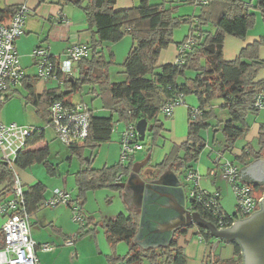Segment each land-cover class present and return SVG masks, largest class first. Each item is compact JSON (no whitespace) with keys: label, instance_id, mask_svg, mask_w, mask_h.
<instances>
[{"label":"trees","instance_id":"1","mask_svg":"<svg viewBox=\"0 0 264 264\" xmlns=\"http://www.w3.org/2000/svg\"><path fill=\"white\" fill-rule=\"evenodd\" d=\"M38 1L42 3L47 0ZM81 1L73 2L82 8L88 24L95 27L97 38L90 44V57L79 61V77L65 82L66 91L49 89L41 94L30 91L25 96L27 102L33 103L35 109L42 112L46 120L48 107L53 101L59 99L64 103L69 102L65 97L80 91L83 86L97 91L104 108L110 114L108 116L92 114L84 145L67 146L69 159L73 155L81 158L79 154L86 147L93 148L109 142L115 123H136L142 118L152 125L148 136L152 138L151 146H154L162 128V124L157 120L158 112L178 93L195 94L198 107L195 112H192L194 110L188 112L185 141L174 144L163 160L153 166V170H150V179L157 178L166 168H171L178 173L194 168L193 165L198 160L204 144V139L200 135L201 130L208 128L214 132L220 130L224 137L225 151L231 150L236 140L247 133L249 128L246 122L247 116L259 111L254 107L255 96L259 92L264 94V79L257 77L259 71L264 69V59L258 56L261 40L243 47L232 60L224 59L223 46L226 35L245 38L254 22V14L250 13V3L243 0H206V4H202L201 0H197L196 4L201 6L200 14L193 18H186L175 16L177 7L171 4L166 5L167 3L163 0L160 3L140 0L138 4L121 10H115L116 0H86L84 6L81 5ZM187 1L192 2V0ZM254 7L259 10L264 23V0H256ZM16 9L17 6L0 9V23L10 19ZM194 18L197 19L198 24L190 27L189 35L195 39L196 44L185 53L183 63L158 67L157 60L161 50L173 42V30L181 23L191 24ZM125 34L130 35L135 42L122 64L126 79L122 82H112L109 67L114 64L113 55L108 53L109 55L105 56L102 44L115 43ZM202 60H204L203 64H201ZM186 69L196 71L195 76L187 78ZM179 78H183L182 83H178ZM217 99L224 101L221 105V109L225 110L224 119L215 120L212 103ZM1 105L2 103L0 108ZM42 139L43 130L29 138L25 149L17 154L15 166L25 169L35 163H41L50 176L57 175V165L49 160L48 146L28 149L30 145ZM148 151L150 152V149ZM261 157H264V133L262 132L257 140V149L248 143L242 148L240 155H234L237 161L243 163L249 159ZM133 159L134 156H131L128 164L117 163L111 168L102 169H94L86 163L75 173L78 187L77 199L84 195V200L87 190L100 187L122 192V189L116 186L115 178L119 173H122L124 178L129 175ZM89 161L90 159L88 164ZM11 177L10 168L0 164V183H6L3 188L5 193L10 191ZM250 185L253 190L264 188L258 184ZM44 192L45 186L40 182L24 187V197L29 213L32 208L40 204ZM82 203L79 201L80 208ZM195 210L203 218L209 219L206 217L207 213L199 206H195ZM234 213L228 215L224 212L229 221L235 220ZM88 218L92 220L91 217ZM138 223L139 213L134 209L129 210L128 214L120 213L115 219L100 223V226L105 229L111 246L119 241H125L128 244L126 254L109 255L106 264H187V257L178 245V236L183 229L174 232L167 246L142 248L132 243ZM196 228L203 240L209 242L212 239L207 230L201 227ZM229 243L233 246L235 259L222 260L217 254L211 252L204 264H242L240 245L235 241ZM3 246V233L0 229V248Z\"/></svg>","mask_w":264,"mask_h":264},{"label":"crops","instance_id":"2","mask_svg":"<svg viewBox=\"0 0 264 264\" xmlns=\"http://www.w3.org/2000/svg\"><path fill=\"white\" fill-rule=\"evenodd\" d=\"M73 1H77V0H47L42 3H40L38 0H0V9H4L5 7H8V6H18L22 3H25L30 11V14L26 18V22L24 26V33L15 41V46H16L18 57H19V62H20V58L21 59L26 58L27 60L29 58V61L24 66L20 62L21 67L25 70V76L19 84L9 88V90L7 91V99L1 105V108H2L3 104L5 103L4 104L5 112L7 115H5V117L3 116V118H5L4 120L6 122L0 120L1 122L11 123V122H15L16 120L19 121L20 118H22L21 112L23 111V109H22L20 100H16V99L12 100L13 104L15 101L19 103V111L16 112L15 114H12L11 112L12 111V106H11L12 101H9L7 103V101L10 100L12 97L11 94L12 95L19 94L22 96V99L24 100L25 96L28 95L30 91H33L36 94H41L44 91L51 89L47 82H43L41 79H38V77L36 76L37 69H36L35 59L32 55V52L36 47H42L46 49L50 53L51 56L55 58H59L61 54H64L66 52V49L68 47L72 45H76V44L85 45L89 47L92 40L97 38V35L95 34V27L94 26L92 27L88 24L86 20V16L82 8L78 6L77 4H75ZM139 1L140 0H116L114 8L115 10L130 8L138 4ZM163 1L167 3L166 5L171 4V6H176L178 9H176L175 16H179V17L189 15L190 10H192V12L194 13L195 9L197 10V8L195 7L198 6V4H196L197 0H192V2L190 3L194 5L193 8L191 9L184 8L181 10L179 9L180 3L178 4L177 2L178 1L180 2L183 0H163ZM153 2L160 3L161 1L155 2L153 0ZM85 4H86V0H82L81 5L84 6ZM8 19H5L4 22H8ZM173 33L175 35L176 31L173 30ZM188 35H189V31L188 32L186 31L184 32L181 38L177 37L176 38L177 40H174V38H172L173 42L169 44L165 49L161 50L159 54V57L157 60L158 67L166 65V64L174 63L178 55L179 46ZM255 41H257L256 35H249L248 32L242 41H238V39H234L230 35H226L225 40H224V49L226 46V42H228L231 45L237 47V49L239 50H237V53L234 57H231V56L224 57L223 56L224 59L225 60L234 59L239 54L240 50L243 47L249 44H252ZM134 45H135V42L133 41L131 36L128 34H125L119 41L115 43L104 42L102 44V48H103V52L105 56H108L109 55L108 53H112L114 63L119 66L121 65L122 67V64L124 63L129 51L132 49ZM263 55H264V47H261L258 49V56L260 59H264ZM201 62L203 63L204 61H201ZM121 67L116 68L114 65L109 67V75H110L112 82H122L126 79V76L124 74V68L123 67L121 68ZM261 70L259 71L257 77L259 79H264V70L262 71ZM187 74H190V73L186 71L185 72L186 77H187ZM194 76H192V78ZM182 82H183V78H179L178 83H182ZM55 90L66 91L67 88L62 86ZM87 91L90 95H92L93 98H96V97L100 98L97 94V91H92L89 87H87ZM79 92L80 91L70 94L66 96L65 99H67V101L73 102L71 100L72 99L71 97ZM23 102L25 106L24 108L26 110H29V108H33L35 110V105L33 103L27 102L26 99ZM78 102L83 103L81 101H78ZM223 103L224 101L221 99L214 100L212 103L213 111L216 117L215 120L220 119V118L221 119L225 118L224 117L225 110L221 109V105ZM85 105L87 106V104ZM197 107H198V103L196 102L194 97L192 96L185 97L184 103L174 108L172 115L169 117L170 119H169V122H167V125L171 126L172 124H175L176 126L178 125L181 126L183 122L187 123L189 110H196ZM90 109L92 110V108ZM100 109L101 110H93L91 111V113L95 115H99V116H108L110 114V112L106 108H104L103 104H102V108ZM18 113H20V116L18 115ZM254 114H257V115L254 116ZM246 122L249 126L248 131L244 136H242V138L244 139H242L240 143H238L237 141L238 139L234 143L233 148L231 149V154L233 156L240 155L242 153V148L248 143H250L253 146V148L257 149V140L259 138V135L261 132L264 133V110H259V112L253 113V115L249 114L246 118ZM17 124L25 125V124H20V123H17ZM115 124L113 126V131L116 126ZM40 129L43 130V138H44L45 131L43 128H40ZM209 130L212 131V129L208 128L206 130H201L200 132V135L204 139V144L198 156L197 161L199 163L197 165L195 163L193 167L196 168V170H198V173H201L202 175H205L211 178H216L218 174H215V175L210 174L211 169H215V168H212L211 159L213 160L214 155H218V154L223 155V153L225 152L224 137L222 135V132L218 130L216 131L218 133L215 132L217 135L213 134L211 142L208 143L207 139L209 140L208 138ZM179 132H180V128H179ZM119 137H120V132H119ZM158 137L162 139V141L160 142L161 145L158 147L156 151V160L158 159L159 160L156 161L151 166H149L147 163L146 166H143L141 168L140 174L141 173L143 174L141 176L145 180L146 179L152 180L150 179L151 178L150 170H153L154 168L153 166L163 160L164 156L171 150V147L174 144H180L184 142L186 139L185 138L183 140V138L179 137V139L175 141L173 140L168 141L167 140V130H164V133H162L161 135L159 133ZM111 138H112V135H111ZM166 142L168 143L166 144ZM206 145H207V148H205ZM45 146H48V144L44 143L42 139L40 142L30 145L28 149H40ZM215 151H216V154H214ZM152 153L153 151L151 150L149 154L147 155L150 156L152 155ZM261 159H264V157H261ZM49 160H50V155H49ZM254 160L256 159H249L248 161L244 163L239 162V161L236 162L233 160H230V161L234 162L240 170V168L247 166ZM87 161L88 160H85V165ZM50 162L52 164H55L51 160ZM35 164L40 165L41 163H35ZM81 166H84V164H81ZM57 168H58L57 175H54L51 177L56 178V176H59L60 172H59L58 164H57ZM27 169L26 168L20 169L21 175H19L21 182L25 188L27 186L36 184L37 182H40L45 186V192L43 194L42 201L40 202L39 205H36L35 208H32V210L29 213L30 234H31L32 239L35 241L36 245H38V247L35 250V253L38 257L39 264H57L56 259L58 255L61 254L60 252H58L56 248L57 246H65L64 248H68L69 250H71L70 258L73 260L77 259L76 257L78 254L77 252L78 249L76 247H78L80 250H83V247L81 246L82 241L77 242V240H74V244L72 246H67L63 242L64 240L68 239L70 235L74 237L77 236V239L91 238L90 240L92 242V251H88V255H86L85 257H81V259L77 262V264H92L91 262L93 260H96L101 263L103 262V264L105 262L106 264L107 256L109 255L122 256L128 252L127 250L125 253H122L121 252L122 250H120L123 247L120 244V242H125V241H119L116 243V245L111 246V244L109 243L106 237L105 229L102 226H100L101 222H107L110 219H115V217L120 213L128 214L129 210L133 209L134 205L128 204L125 200V198L128 197V194H126L123 190L122 192L116 191L118 192L120 198L124 202V205H123L124 211H119L116 215L110 214L111 217L105 216L106 218L102 217L100 220H95L93 217L88 216L85 212H82V209L79 207V202L77 199L78 195L74 197L72 195L71 190H68L67 187L64 186V183H63V186H60L56 182L52 183L51 186H49L50 187L49 189L47 184L44 183L46 182L45 178H48L49 176L47 174V171L44 170L45 175L43 177V172H42L41 167L32 165L31 167ZM172 172H173V176L177 177L180 180V182L183 185L184 191H185L186 188H185L184 182H182L181 180L180 174L178 172H174L173 170ZM218 180L219 179H216V181H213L214 184L210 188L200 185V180H198V187H201L202 189H205L209 192H218L220 195V202H221L222 190L220 188V185L218 186V184H216L218 183ZM122 181H125L124 177ZM246 182L250 184H258L264 187L263 183H257L255 181H246ZM75 183H76V180H75ZM5 185L6 183L4 182L0 183L1 193L4 191L3 188ZM54 189H64L66 192L70 194L71 202L74 199L75 206H73V204L70 202L71 204L67 205V207L71 208L72 211L77 212L81 209L80 210L82 212V216H80L81 222H80V225H78L77 227L71 226L69 224L70 217L72 218V215L71 213H69V209L67 207L60 206V205L49 207V206L43 205L44 199L49 198L52 192L54 191ZM76 191L78 192L77 183H76ZM261 191L262 193H260V189H259L257 194L262 198L264 188ZM185 198H186V191H185ZM76 203H78V205ZM188 206L189 204L187 201L186 207ZM134 210H136V212L139 213L138 208ZM222 210H223V207H222ZM66 211H67V214H66ZM88 217H91L92 220H89ZM3 222H4V218L0 215V229H1ZM181 229H183V232L179 234L178 236V245L183 249L187 257V264H204L208 255L211 252L217 254L222 260L235 259V253L233 250V246L229 242H226V243L221 242L216 246L215 250H213L212 246H213V243L215 242V239L212 238L211 240H209V242H206L205 240H203L200 234H198V230L196 226L193 225V226L185 227ZM67 230L70 233H68ZM41 244H48V245L53 246L54 248L48 251H43L39 248ZM219 247H221L220 251H218Z\"/></svg>","mask_w":264,"mask_h":264},{"label":"built area","instance_id":"3","mask_svg":"<svg viewBox=\"0 0 264 264\" xmlns=\"http://www.w3.org/2000/svg\"><path fill=\"white\" fill-rule=\"evenodd\" d=\"M200 2L206 4V0ZM29 14V8L25 3H22L17 6L8 22L0 23V103L7 99L9 88L19 84L25 76V70L19 62L15 41L24 33L26 18ZM195 44V39L188 35L179 46L174 64L181 65L185 53L190 51ZM32 55L35 59L38 79L47 82L51 89H58L64 86L68 79L74 80L79 77V61L90 57L91 47L80 44L72 45L59 58L51 56L42 47H36ZM184 96L183 93L176 94L171 101L160 108L158 114L170 117L174 108L184 103ZM254 107L264 110V94L262 92L256 94ZM47 117L48 123L53 127L56 136L62 143L67 146L84 145L92 119V113L88 106L80 102L64 103L63 100L58 99L49 105ZM41 130L15 122L0 121V164L7 165L12 173L10 191L0 192V215L4 218L1 226L4 246L0 248V264H39L35 253L38 245L30 234L24 186L14 162L17 154L25 149L28 139ZM138 136L135 123H126L120 133V165H124L131 156L143 149ZM221 157V154L217 155L214 160L216 167L211 169L210 174L219 173L220 178L230 185L236 197L235 219L245 218L259 209L258 203H260L261 197L256 196L249 183L239 180L237 165L228 159L221 161ZM185 175L186 180L193 183L186 195V201L190 204L187 208L197 211L195 206H199L202 211L207 213L206 217L209 219H205L214 223L217 228L229 227L234 220L229 221L224 214L219 193L209 192L198 187L199 175L195 168L188 169ZM115 180L117 183L122 182L123 174L119 173ZM70 202L71 197L68 192L64 189H54L51 196L44 199L43 205L49 207L67 206ZM74 221L81 222V217L75 215ZM63 243L72 246L74 239L68 238ZM39 248L48 251L54 247L41 244Z\"/></svg>","mask_w":264,"mask_h":264},{"label":"rangeland","instance_id":"4","mask_svg":"<svg viewBox=\"0 0 264 264\" xmlns=\"http://www.w3.org/2000/svg\"><path fill=\"white\" fill-rule=\"evenodd\" d=\"M154 1L160 2L162 0H154ZM151 2H153V0H151ZM177 3L178 4L180 3L179 9H181V10L184 8L191 9L194 7V5L190 2H188L187 0H183L180 2L178 1ZM246 3H250V13L252 15L254 14V17H253L254 22L250 26V28L248 29L247 32L249 33V35H256V40L258 42L261 40V44H259V48L264 47V23L261 19L259 10H257L254 7V5L256 4V0H246ZM195 8H197V10L195 9L194 13L192 12V10H190L189 15H185L182 17L193 18V17L198 16L201 12V6H197ZM176 9H178V8H176ZM196 24H198V21L195 18L191 24L181 23L177 28L174 29V31H176V33H175V35L173 33L172 38H174V40H177L176 39L177 37L181 38L183 36L184 32H186V31L188 32L190 30V27L194 26ZM231 37H233L234 39H238V41L243 40V39H240V38H237L234 36H231ZM223 49H224V46H223ZM237 50H239V49H237V47L226 42L225 49L223 50V56L224 57L225 56L234 57L237 53ZM263 57H264V55H263ZM28 61H29V58H28V60L26 58L25 59L20 58V62L23 66L25 64H27ZM202 61H204V60H202ZM201 64H203V63H201ZM113 65L116 68L121 67V65L119 66L115 63L112 64L111 66H113ZM186 70L188 71V73H190V74H187V77H189V78H192V76H194L196 73V71H194L192 69H190V70L186 69ZM262 70H264V69H262ZM11 96H10L11 99L8 100L7 103L9 101H12L13 99L20 100L21 105H22V109H23V111L21 112L22 118H20L19 121L16 120L15 122L20 123V124H25V125H28V126L34 127V128L35 127L43 128L45 131L43 141H44V143L48 144V147L50 150V160L53 163H55L56 165L57 164L59 165V172H60L59 176H56V178H53L47 173L49 176H48V178H45L46 182H44V183L47 184L49 189H50L49 186H51L52 183L56 182L60 186H63V183H64V186H66L68 190H71L72 195L75 197L76 195H78V192L76 191L75 173L79 168H82L81 164L85 165V160L90 159V161H89L90 163L88 164V161H87V165H90V167H92L94 169H102L104 167L111 168L112 166L119 163V159H120L119 132L121 133V131L126 126V123L117 122V124H115L116 126H115L113 133H112V138L109 142L103 143V144L95 146L93 148L86 147L79 154L81 156V158L80 157L78 158L77 155H73L69 159L70 154L68 152L67 145L62 143L60 141V139L56 136V132L54 131L53 127L48 123V117L45 120L44 114H42V112H38L37 108L35 110L33 108H29V110H26L24 108L25 106H24V102H23V101H25V99L23 100L21 95H19V94L12 95L11 94ZM188 96L194 97V99L198 103V99H197V96L195 94H193V93L187 94L186 96H184V98L188 97ZM71 98H72L71 100L73 102L81 101L84 104H87V106L92 108V110H101L100 108H102L103 102H102L101 98H98V97L93 98L92 95H90L88 93L87 86H83V88L80 90V92L73 95ZM17 103H18L17 101H15L14 104H13V101L11 102L12 114H15L16 112L19 111V103L18 104ZM4 104H3V107L0 108V120L6 122L4 120L5 118H3V116L5 117V115H7L5 112V105ZM93 108H95V109H93ZM257 114H254V116H256ZM18 115L20 116V113H18ZM114 119H115V117H114ZM169 119H170L169 117L164 116L162 114L157 115V120L162 124V128L159 132L160 135L162 133H164V130H167V140L168 141L169 140L175 141V140L179 139V137L183 138V140H184L187 136V123L183 122L181 126H179V125L176 126L175 124H172L170 126V125H167V122H169ZM179 128H180V132H179ZM216 133H218V132H216ZM216 133L209 130V132H208L209 140L207 139L208 143L211 142L213 134H216ZM242 139H244V138H242V137L239 138L237 140L238 143H240V141ZM161 141H162V139L160 137H158L155 140V145L151 146L152 138H150L148 136V132H146L145 139L143 141H140L141 144L143 145V149L141 151H137L135 153L134 159H133V164L145 159L147 154H149L148 149H150V151L151 150L153 151L152 155H150L148 165L151 166L156 161H158L159 159L156 160V151H157L158 147L161 145L160 144ZM181 141H179V142H181ZM167 143L168 142H166V144ZM205 148H207V145ZM206 151H208V150H206ZM214 154H216V151L214 152ZM216 158H217V155H214L213 160L211 159L212 168L216 167V165L214 163V160H216ZM224 159L233 160V161L238 162L234 158V156L231 154V150H226L223 153V155L221 157V161H223ZM128 162L129 161L127 160L125 164H128ZM198 163L199 162L196 161V165ZM35 165L42 168L43 177H44V175H45L44 170L46 171L45 167L41 164L40 165L34 164L33 166H35ZM27 170H29V169H27ZM195 170H196V168H195ZM196 172L199 175L198 178L200 180V185H203L204 187H207V188H210L214 184L213 181H216V179H219L218 183H216V184H218V186L220 185V188L222 190L221 205L223 207V210L228 215H232L236 209V197H235V194H234L232 188L230 187V185L220 178L219 173H217L218 176L216 178H211V177H207L205 175H202L201 173H198V170H196ZM17 173H18V175H21L19 168L17 169ZM179 174L181 176L182 182H184V185L186 188L185 189L186 195H188V190L190 187L193 186V183L192 182L190 183L189 181L186 180V175L184 172L179 173ZM141 175H143V174L141 173ZM126 178H127V176L124 178V180H126ZM257 192H258V190H254V193L258 197L259 195L257 194ZM260 193H262L261 190H260ZM83 198H84V195H83V197L81 196L78 200V202L80 201L81 203L83 201L82 207H81L82 212H85L88 216L93 217L95 220H100L102 217L106 218L105 216L111 217L110 214L116 215L119 211H124L123 210L124 202L120 198L118 192H116V191H114L108 187H100V188H97L94 190H87L85 192V199L83 200ZM71 203L73 204V206H75L74 205L75 204L74 199ZM76 204L78 205V203H76ZM60 206H65V205H60ZM65 207H67V206H65ZM67 208L69 209V213H71V215H72V218L70 217L69 224L71 226L77 227L78 225H80V222L74 221V216L76 215V216L80 217V216H82V212L79 210L75 213L74 211L71 210V208H69V207H67ZM133 209H136V208L133 206ZM66 214H67V211H66ZM67 232L70 233L68 230H67ZM68 238H72L74 240H77V242L82 241L81 246L83 247V250H80L78 247H76L78 249L77 252L79 255L77 254V257H76L77 259L73 260L70 258L71 250H69L68 248H64L65 246H57L56 248H57L58 252L61 253L60 255H58V257L56 259L57 264H77V262L81 259V257H85L86 255H88V251H92V242L90 240L91 238L77 239V236L74 237L72 235H70ZM120 244L123 246L122 249H120V250H122L121 252L125 253L128 250V245L125 242H120ZM220 249H221V247H219L218 251H220ZM91 263L92 264H103V262L101 263V262H98L96 260H93ZM104 264H105V262H104Z\"/></svg>","mask_w":264,"mask_h":264},{"label":"water","instance_id":"5","mask_svg":"<svg viewBox=\"0 0 264 264\" xmlns=\"http://www.w3.org/2000/svg\"><path fill=\"white\" fill-rule=\"evenodd\" d=\"M72 81V79H68ZM138 139L143 141L146 132L152 130L145 118L135 123ZM150 156L136 162L125 181L116 183L128 197V204L139 209L138 229L132 243L142 248L167 246L178 229L196 226L207 230L212 238L213 250L219 243L235 241L242 250L243 264H264V192L259 200L260 208L249 216L237 219L226 228H217L199 212L186 207L185 191L171 169L164 170L157 178L145 180L141 168ZM240 181H255L264 185V159H256L239 170Z\"/></svg>","mask_w":264,"mask_h":264}]
</instances>
